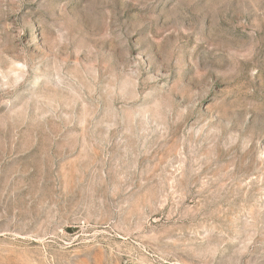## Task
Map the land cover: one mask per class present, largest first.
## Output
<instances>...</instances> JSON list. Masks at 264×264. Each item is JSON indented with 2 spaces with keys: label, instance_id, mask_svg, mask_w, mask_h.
Returning <instances> with one entry per match:
<instances>
[{
  "label": "rangeland",
  "instance_id": "1",
  "mask_svg": "<svg viewBox=\"0 0 264 264\" xmlns=\"http://www.w3.org/2000/svg\"><path fill=\"white\" fill-rule=\"evenodd\" d=\"M0 264H264V0H0Z\"/></svg>",
  "mask_w": 264,
  "mask_h": 264
}]
</instances>
